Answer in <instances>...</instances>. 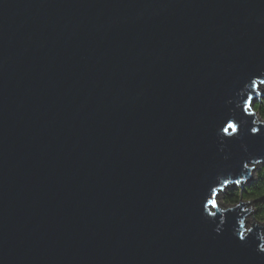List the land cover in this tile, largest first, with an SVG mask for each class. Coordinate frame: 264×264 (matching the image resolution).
Segmentation results:
<instances>
[{
    "label": "water",
    "instance_id": "obj_1",
    "mask_svg": "<svg viewBox=\"0 0 264 264\" xmlns=\"http://www.w3.org/2000/svg\"><path fill=\"white\" fill-rule=\"evenodd\" d=\"M262 87L264 0H0V264H264Z\"/></svg>",
    "mask_w": 264,
    "mask_h": 264
},
{
    "label": "trees",
    "instance_id": "obj_2",
    "mask_svg": "<svg viewBox=\"0 0 264 264\" xmlns=\"http://www.w3.org/2000/svg\"><path fill=\"white\" fill-rule=\"evenodd\" d=\"M253 110L264 121V98L254 106ZM241 200L254 204V218L264 224V167L259 170L255 183L244 190H232L224 198V202L231 207L238 205Z\"/></svg>",
    "mask_w": 264,
    "mask_h": 264
},
{
    "label": "rangeland",
    "instance_id": "obj_3",
    "mask_svg": "<svg viewBox=\"0 0 264 264\" xmlns=\"http://www.w3.org/2000/svg\"><path fill=\"white\" fill-rule=\"evenodd\" d=\"M260 93H261V95H264V87H262V89L260 90ZM262 99H263V97L260 99L261 101H262ZM260 118V117H259ZM261 119V118H260ZM262 120V119H261ZM262 168V166H259V167H257V169H256V171L253 173V175H252V178L250 179V181L247 183V185H245L244 187L246 188V187H249L251 184H253V183H255L256 181H257V178H258V172H259V170ZM244 188V189H245ZM232 190H242V188L240 187V186H238V187H231V188H229L228 190H226L223 194L221 193V195H220V197H219V204H220V206L222 207V206H225L226 208H230L231 206H228L225 202H224V198H225V196L230 192V191H232ZM249 203H251V202H249ZM253 207V210H254V204L253 205H251L250 207H249V210L251 209ZM247 221H248V223H249V226H251V225H253V222H254V212H253V214H251L249 217H248V219H247ZM258 222V221H257ZM259 223V222H258ZM260 225H261V227H263L264 228V224H261V223H259ZM263 235H264V230H263Z\"/></svg>",
    "mask_w": 264,
    "mask_h": 264
},
{
    "label": "snow or ice",
    "instance_id": "obj_4",
    "mask_svg": "<svg viewBox=\"0 0 264 264\" xmlns=\"http://www.w3.org/2000/svg\"><path fill=\"white\" fill-rule=\"evenodd\" d=\"M228 128L232 129L233 131H237V126L235 124H229ZM225 131H228V129L226 128ZM253 131H256V130L253 129ZM236 183L239 184L240 181H236ZM240 240H244L243 234L240 235ZM261 252H264V248L261 249Z\"/></svg>",
    "mask_w": 264,
    "mask_h": 264
},
{
    "label": "bare ground",
    "instance_id": "obj_5",
    "mask_svg": "<svg viewBox=\"0 0 264 264\" xmlns=\"http://www.w3.org/2000/svg\"><path fill=\"white\" fill-rule=\"evenodd\" d=\"M249 167H252V166H249ZM222 194H223V193H222ZM220 195H221V194H220ZM220 195H219V196H220Z\"/></svg>",
    "mask_w": 264,
    "mask_h": 264
}]
</instances>
